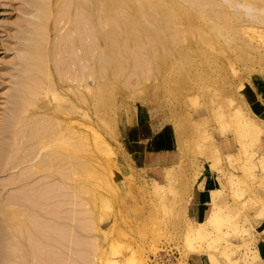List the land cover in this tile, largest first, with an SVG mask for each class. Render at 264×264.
I'll list each match as a JSON object with an SVG mask.
<instances>
[{
  "label": "rangeland",
  "instance_id": "rangeland-1",
  "mask_svg": "<svg viewBox=\"0 0 264 264\" xmlns=\"http://www.w3.org/2000/svg\"><path fill=\"white\" fill-rule=\"evenodd\" d=\"M39 1L0 0V264H264V0H217V8L203 3L207 15L177 0L187 4L186 18L166 23L157 41L125 49L124 67L118 69L117 51L104 42L101 80L90 76L86 88L74 80L70 91L59 86L62 104H76L83 93L87 101V117L74 110L72 119L73 132L86 134L71 138L76 162L86 160L80 172L70 168L74 184L86 183L78 192L64 188L60 174L35 169L45 149H36L42 153L33 159L22 147L37 144L23 124L35 126L50 111L43 93L34 116L24 114L22 103L30 92L26 76L34 72L26 44L43 16ZM96 14L84 20L90 59ZM107 20L106 37L118 29ZM71 21L78 43L75 12ZM68 25L52 38L56 48ZM71 52L79 73L76 45ZM63 65L55 72L66 78ZM20 135L35 144H23ZM8 203L22 212L23 227L7 223Z\"/></svg>",
  "mask_w": 264,
  "mask_h": 264
},
{
  "label": "bare ground",
  "instance_id": "bare-ground-1",
  "mask_svg": "<svg viewBox=\"0 0 264 264\" xmlns=\"http://www.w3.org/2000/svg\"><path fill=\"white\" fill-rule=\"evenodd\" d=\"M42 1H43V3H41V0L38 2L39 4L40 3L42 4V5L40 4L42 6L41 7L42 9L37 4V7L39 6L38 9L40 8V12H41V10L43 12V16L39 15L41 17V19H39L41 22L37 20L40 23H38V24L34 23V24H36L35 27L33 26L34 30L36 29L35 31H33L34 32V35H33L34 39L31 43L26 44V48L29 45H30V48L32 47V49L29 48L31 53H29L30 55H28V57H27L28 60L24 59V57L26 58L27 55L26 56L24 55V57H23L24 60L30 62V64H31V66H29L30 70H32L30 67L33 66L34 72H31L29 69L28 70L30 71L31 74L34 73L35 75L33 74L34 77H31L32 75L29 73V75H27V76H29V78L26 76V78L31 80V81H29V80L27 81L26 78H24V80H26V82L27 83L29 82V84H30V85L28 84L29 85L28 91H30V92H28L29 97H28V95H27L28 98L25 97V99L27 98L26 102H24V101L22 102L24 104V106H23L24 108L23 107L22 108H23L24 114L28 113L27 114L28 116L29 115L34 116V114H36V113H34L35 110L39 109L41 106H43V104H42L43 100L41 97V93H43L45 96H47V95L50 96V98L48 97V99H49L48 103L46 102L47 104H44V108H46V110H48V108H49L50 111L49 112L48 111L43 112L44 115H42V116L39 115L38 117L39 118L42 117V119L40 120L39 123L35 121L36 123L34 122L35 124H33L35 126H30L33 123V122L31 123L30 120H29L30 122L27 123L25 121L26 123L23 124V125H25V128H26V129H24L25 134L30 133L31 130L29 131L28 128L32 129V132H31V133H33L32 138L33 139L36 138V140L34 139V142L37 141L36 142L37 144H35L34 142H32V143L35 144L36 146L33 145L34 147L32 148L30 145H28L29 143L32 144L31 142L28 141L29 139H31V136L29 138L28 135H25L26 139H24V136L20 135V138L22 139V137H23V141H25V142H23V144L28 142L27 147L22 145V147H25V149H28L29 153L28 154L26 153L28 155V157H33V159H34V157L37 156V152L39 153L40 149L46 150L45 154L44 153H43L44 155L42 154L43 155L42 157L40 156V154L42 153L41 152L38 154V156H40V158L38 157L39 159H37L36 162L34 160V165L36 167L35 169L39 168L38 170L40 172V168H45V169H47V172L49 174L48 176H51V177L53 176V178L57 174H60L62 177L61 179L63 181H65V183H66V184L65 183L62 184V186L65 185V187L63 186L64 188H66V185H68V186L73 187L75 189V191L81 190V188L83 191L84 187L86 188L85 190H87L86 183L84 182L85 183L84 184L83 181H82L83 184L81 182H79L80 186H78V184H74V181H73L74 179L71 180L72 169H70V168L74 167L75 169H78V172H80L79 167H84L83 164H84V161H86V160H83V161L81 160L82 163H81V161L76 162V160L80 159L79 158L80 156H78L76 154V152L72 151L73 149H75L73 147V146H75V142H72L71 138H73V134L79 135L83 131V130H81V132H79V134L74 133V132H76V130L73 132V129H75L74 128L75 122L72 121V119H74L73 115L76 114V113L73 114V112H74V110L80 112L82 114L81 117L84 119L83 116H85L86 111H87L85 108V103L87 101L85 99L84 93L82 94V96L77 97V99L75 101H76L78 108L76 109V104L74 103V101L69 99V96H68L69 94H68V95H66L67 99L70 100L71 102H68V103L66 102L65 104H62L63 103L62 102L63 97L60 96V93L58 90L59 86L64 85L65 90L70 91L73 88L72 82L74 80L77 81V83L84 86V88H86V86H88L87 81H88L90 76H92V78H94L96 80H101V78H103V76L107 70L105 64L102 63V54H103V49L101 47L102 43L105 42V44H107L108 47H111L110 48L111 50H112V48H114V50L117 51L116 52L117 60L119 59L118 69L122 68V67H124L123 65L125 64L123 62V59H124V57H123L124 53L123 52L125 49L130 48L131 50H134L136 48V45H143L145 43L147 44V43H151L152 41H157L156 36L159 32V29L165 30L166 23H167V25H169L172 22L171 23V26H172L173 23L177 22V18L181 19L180 18L181 16H183V17L186 16V11H187L186 9L188 7L201 9L203 7V6L201 7V5L203 3H205V5L206 4L208 6L210 5L211 8H217L216 5L218 4L219 1L216 2L217 0H183L182 2H185V1L187 2L188 7H187V4L185 6L184 3H182L181 1H180L181 4H180V2L178 4L177 0H42ZM222 1H224V0H221V2ZM227 2L229 3V0ZM232 2L233 1H230V3H232ZM198 3L199 4L201 3L199 5L200 7L196 6ZM229 4H228V6H229ZM217 6H220V5L218 4ZM221 6H223V3ZM204 7H203V9H205ZM202 11L204 12V10H201L200 13ZM208 11H210V10H208ZM74 12L80 18V26H78V25L77 26L80 28V32L82 33L81 35L83 38V40L82 39L80 41L77 40L78 43H75V41H74V39H75L74 34H73V28L74 27L71 26V23H72L71 19L73 17ZM104 12H106V14L109 13V15H110V16L108 15L110 17V19H108L109 21L106 19V16L104 17V14H105ZM91 13L92 14L97 13L96 16L97 15L99 16L98 23L96 25L94 24L96 26V27H94L96 29V32H95V41H94L95 42L94 43L95 52H94L93 59H90L88 57L89 54L86 55V52L84 51L86 48L85 47V44H86L85 43V38H86L85 37V34H86L85 33V29H86L85 24H86V21H84V20L88 14H90V16H91ZM207 14H208V12L205 9L204 15H207ZM161 15H164V16H161ZM165 15H166V17H165ZM158 16H161L159 19L161 21L155 22L154 20L156 18V21H157ZM42 17H43V19H42ZM103 17H104V19H103ZM162 17H164V18H162ZM184 18H186V17H184ZM76 19H77V17H76ZM103 20L104 21L107 20L105 23H107V22L112 23L111 27H113V23H114V25H115V23H117V26H118V29L114 26L116 28V30H112V29H115L114 27L113 28L109 27V29L111 28V30L113 32L110 33L111 35L110 34L108 35V33L110 31L107 30L108 31L107 32L108 37H106L105 36L106 34H104L106 32H103V30H102V23H103L102 21ZM95 21H96V19H95ZM62 22H63V24H61ZM69 22H70V25H68V29H66V27H65L66 30H64L63 35L61 34V37H62L61 39H63L64 41L61 43L62 46L60 45L61 47L60 46L59 47L62 48L64 45L63 52L61 50H59L60 48L57 47L59 52L61 51V53H62L61 60L64 59L63 62H60L61 64L62 63L65 64V66L63 65V67L66 68L64 71V72H66L65 73L66 78H64L63 76H58L57 73L55 72V70L58 69L60 66V63L57 62L59 60V59H57V56H60L58 54H61V53H57L58 50H56L57 49L56 46H58V45H56L57 43L54 41L55 39H53V41H52V38H54L55 35H58V33H60L61 28L64 25H66V23H69ZM118 22H120L121 24ZM93 23H94V20H93ZM78 27H77V29H78ZM104 31H106V30H104ZM33 32H32V34H33ZM32 34H31V36H32ZM114 34L115 35L116 34L117 35L122 34V35H120V37L122 36V38L119 39L121 42L117 39V38H119V36L116 38L114 36ZM79 35H80V33H79ZM61 39L59 40V43L61 42ZM130 41H132V43H134V44H130ZM75 45H76V49L79 52V59L78 60H80V61H78V62L81 64V66H80L81 68H80L79 73L72 70L73 68L75 69L78 66H74L75 62L74 61L72 62V59L74 57L73 58L71 57L72 59L70 58V54H72V52L70 53V51ZM24 50L26 51V49H24ZM125 52H127V50ZM125 57L127 59L130 58L129 55H128V57L127 56H125ZM142 57L143 56H141L140 58H142ZM147 57L148 56H146L145 58H147ZM140 60H139V62H140ZM131 63H132V61H131ZM30 64H28V65H30ZM89 66L91 68L88 71ZM64 68H63V70H64ZM92 69H95V71ZM26 73H28L27 70H26ZM60 81H61V84L59 83ZM27 83H25V84H27ZM98 83H99V85H101L100 81H98ZM25 84H24V87H25ZM26 87H27V85H26ZM24 93H25L24 95L26 96L27 92L25 89H24ZM66 93H67V91H66ZM54 99H56L57 101L55 102ZM24 114H22V115L24 116ZM19 115H20V113H19ZM25 117H26V115H25ZM81 117H79V118H81ZM86 117H87V115L85 116V118ZM21 119H23V118H21ZM25 119H27V117ZM34 119H36V117L35 118L32 117V120H34ZM18 121H19V119H18ZM27 121H28V119H27ZM83 122H84V120H83ZM29 123H31V124H29ZM26 130L29 132H26ZM82 135H83V137H85L84 135H86V134H82ZM82 135H79L78 137H82ZM80 139L83 140L82 138H80ZM80 145H82V147H84L83 145H85V144L80 142ZM34 148H35V150H34ZM36 149H38L39 151H37ZM22 150H23V148H22ZM20 153H22L21 149H20ZM24 153H25V151H24ZM32 153H33V156H31ZM29 154H30V156H29ZM25 155L23 157H25ZM27 155H26V157H27ZM19 157L17 158V162H18ZM28 157H27V159H28ZM35 159H36V157H35ZM63 164H67V170H65L63 168V166H62ZM87 164H88V162H87ZM38 170H37V172H38ZM35 171H33V172H35ZM30 174H32V172ZM57 178H58V175H57ZM56 182H58V181H56ZM49 183L52 184V182H49ZM53 191H54V188H53ZM214 192H216V191H214ZM75 193L76 192H74L73 194H75ZM80 194H83V193L81 192ZM66 195H67V192H66ZM79 197H81V196H79ZM69 203H70V201H69ZM11 205H13V203ZM11 205L9 203H8V205H5L6 207L4 208V211L2 208V211L4 212V216H5L4 218L7 220V223H9L11 225L10 227L11 228L13 227L12 229H16L18 226L23 227L24 221L22 219L23 218L22 212H19V210L15 209L16 208L15 206L13 207ZM18 208H19V205H18ZM21 209H23V208H21ZM49 211H48V213H49ZM56 213L57 212H55L54 214H56ZM28 214H30V213H28ZM52 214H53V212H52ZM25 216L28 217L27 212H26ZM222 219H223L222 217L216 216L217 222L221 221ZM27 220H29V219H27ZM68 225H70V224H68ZM89 225H87V226L89 227ZM33 229H34V227H33ZM40 229H41V227H40ZM20 231H21V229H20ZM29 231L31 233V230H29ZM18 232H19V230H18ZM53 232H55V231H53ZM27 233H28V230H27ZM58 236H60V235H58ZM51 238L54 239L55 237L53 236ZM32 241H34V240H32ZM56 241H58V240H56ZM54 242H55V239H54ZM51 244H50L51 248L55 247L53 245V243H51ZM50 245H49V247H50ZM66 245H63V246H66ZM68 246H66V249ZM69 247L67 250L70 249ZM37 251L39 252L40 250H37ZM44 253H45V251H44ZM51 253L52 252H50V254ZM64 253H67V252H64ZM56 256H58V255H56ZM68 259H69V256H68L67 260H64V262L65 261L69 262ZM59 260H61V258ZM54 264H55V262H54ZM65 264H68V263H65Z\"/></svg>",
  "mask_w": 264,
  "mask_h": 264
},
{
  "label": "crops",
  "instance_id": "crops-1",
  "mask_svg": "<svg viewBox=\"0 0 264 264\" xmlns=\"http://www.w3.org/2000/svg\"><path fill=\"white\" fill-rule=\"evenodd\" d=\"M216 188H213V190H215ZM212 190V191H213ZM203 194V193H202ZM204 195V194H203ZM203 195L201 196V197H203ZM210 197V196H209ZM205 202H207V204H210V202H209V199L207 198L206 200H204ZM219 205V204H218ZM261 244H264V242H262ZM263 252H264V245H263Z\"/></svg>",
  "mask_w": 264,
  "mask_h": 264
}]
</instances>
